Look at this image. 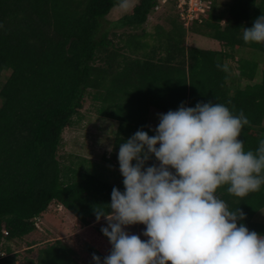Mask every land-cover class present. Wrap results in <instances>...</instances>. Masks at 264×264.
Listing matches in <instances>:
<instances>
[{
    "label": "trees",
    "instance_id": "1",
    "mask_svg": "<svg viewBox=\"0 0 264 264\" xmlns=\"http://www.w3.org/2000/svg\"><path fill=\"white\" fill-rule=\"evenodd\" d=\"M117 3L0 0V77L10 72L0 90L2 264H17L4 241L21 240L37 231L36 219L53 202L89 228L94 239L109 243L101 227L91 224L97 221L94 207L105 205L107 211L112 188L118 186L108 173L101 176L62 166L59 159L63 132L80 116L88 90H94V98L103 103L100 112L108 111L121 122L131 121L137 129L144 126L151 106L167 112L181 103L194 107L197 102L211 101L226 104L235 114L242 110L248 117L249 123L238 137L245 150L255 151L264 139V61L261 81L250 84L259 68L256 58L262 56L259 53L264 55V42L243 40V27H251L264 13V0H232L222 12L214 4L209 19L191 24L188 30L218 42L224 50L186 47L188 30L176 10L175 16L167 19L169 29L159 25L154 35L144 32L122 37L124 46L118 47L108 32H102L103 21ZM156 4L157 0H140L115 27L142 28ZM150 36L153 43L144 41ZM126 49L138 58L126 56ZM238 49L253 50L255 58L238 59L237 77L230 73L227 60L235 59ZM157 51L165 55L155 60ZM243 80L247 84L242 85ZM126 92L131 95L124 97ZM114 158L105 156L103 162L115 170ZM146 163L158 162L152 157ZM217 195L230 210L240 208L245 213L243 222L250 230L264 234V222L255 220L264 209V184L244 197L228 193L223 185ZM90 251L103 258L96 249ZM28 263L80 264L74 250L61 240L40 249L37 260Z\"/></svg>",
    "mask_w": 264,
    "mask_h": 264
},
{
    "label": "clouds",
    "instance_id": "2",
    "mask_svg": "<svg viewBox=\"0 0 264 264\" xmlns=\"http://www.w3.org/2000/svg\"><path fill=\"white\" fill-rule=\"evenodd\" d=\"M117 6L127 11L131 0ZM243 40L264 42V13L243 27ZM158 120L153 135L139 128L119 144L124 189L112 188L107 211L94 207L111 248L93 253V264H264V234L217 195L223 185L244 197L264 184V139L253 151L238 138L248 117L208 101L181 103ZM152 157L158 163L147 164ZM136 224L146 239L126 230Z\"/></svg>",
    "mask_w": 264,
    "mask_h": 264
},
{
    "label": "rangeland",
    "instance_id": "3",
    "mask_svg": "<svg viewBox=\"0 0 264 264\" xmlns=\"http://www.w3.org/2000/svg\"><path fill=\"white\" fill-rule=\"evenodd\" d=\"M139 1L140 0H131L132 6L127 11L121 10L118 6L114 7L110 14L106 17V20L103 21L102 32H108V38L111 39L118 47H122L124 44V42L121 41L122 37H128L133 34H143L144 32L149 35H154L157 26L160 25L166 29H169L171 26L167 19L175 16V0H168L165 4H161L160 9L156 12L154 11L150 15L151 17H149L148 22L142 28L137 30H133L131 28L117 29L115 27V23L126 16ZM231 2L232 0H214V4L218 12L226 11ZM222 23L224 24L223 21ZM186 35V47L224 50L218 42L210 40V38L199 33H194L191 30H188ZM147 38H150L146 39L150 43L154 42L153 37L150 36ZM148 52L149 51H146L144 53L148 56ZM160 52L165 55V52L163 51H157L155 55H158ZM259 54L262 56H258L256 58L259 63L257 75L255 80L250 82V84L259 83L261 81L264 55L261 53ZM234 55L235 59L227 60V66L229 67L230 73H232L233 76L238 77V59H253L255 56L253 50L251 49L235 50ZM98 65L103 64L98 62ZM9 74L10 72H4L0 77V90L9 77ZM245 84H247V81L243 80L242 85ZM123 95L125 97V95L129 96L131 94L126 92ZM122 100L125 102L124 99ZM1 105L2 99L0 97V107ZM102 106L103 103L94 98V90H88L85 96L84 107L80 113L81 117L79 115L75 116L71 127L66 128L63 132L59 158L63 164L70 165L73 168H78L92 174L107 175L108 173L109 180L118 187L124 189L122 182L123 177L119 171L118 161L116 160V162H114V170L107 162H103V155L105 154V157L107 154L112 155L114 152H117L119 150V147L116 146L117 142L120 144L124 141V139L132 136V134L137 130V127H135V123H131V121H119L117 127L114 122L116 119L110 117L108 111H99ZM165 112V110L158 109L156 107L151 108L144 126L140 125L138 128H143L149 135H153V130L159 122L158 114ZM98 117L104 118L105 120L102 122V120ZM104 123H107L108 125ZM76 127H81V129L77 132L75 129ZM121 128L123 130H121ZM120 140L122 141L120 142ZM93 141H95L97 145H100V147L98 146L100 149L95 147V143L94 145L91 144ZM79 160L80 163L77 165L76 162L78 163ZM104 178L107 180L106 177ZM55 209L58 211L56 210L54 213ZM69 212L63 206L58 207V205L53 204L52 209L48 210L44 213L45 215L43 214L40 217V226L37 231L21 240L4 241V248L10 249L11 254L9 255H14L15 257L14 262L16 263V261H19L20 264H29L28 260H37L39 250L49 244L55 243L57 240H61L64 244L74 250L80 264H93L92 253L90 251L91 248L99 251L102 257L107 255L111 248L110 243L104 240L94 239L92 231L83 226L78 219L71 212ZM52 213L59 215H56L57 217L55 218ZM58 219L61 220L58 221ZM255 220L258 222H264V209L256 215ZM106 223L107 221L105 219H101L91 225L92 227H101ZM144 227L145 226L143 224H136L128 226L126 230L140 234L141 239H146V237L142 235ZM2 263L3 262L0 261V264Z\"/></svg>",
    "mask_w": 264,
    "mask_h": 264
},
{
    "label": "built area",
    "instance_id": "4",
    "mask_svg": "<svg viewBox=\"0 0 264 264\" xmlns=\"http://www.w3.org/2000/svg\"><path fill=\"white\" fill-rule=\"evenodd\" d=\"M168 0H157V4L154 7V11H158L161 4H165ZM175 10L183 22L184 27L188 30L192 23H202L205 19H209V16L213 12L214 0H175ZM58 207H62L58 205ZM39 220L36 219V227L38 229ZM3 233L8 236V231L4 228ZM2 257L6 256L5 253L1 254Z\"/></svg>",
    "mask_w": 264,
    "mask_h": 264
},
{
    "label": "crops",
    "instance_id": "5",
    "mask_svg": "<svg viewBox=\"0 0 264 264\" xmlns=\"http://www.w3.org/2000/svg\"><path fill=\"white\" fill-rule=\"evenodd\" d=\"M131 12V11H130ZM129 12V13H130ZM128 13V14H129ZM149 17H151V16H149ZM148 20H149V18H148ZM146 39H150V38H145L144 39V41L146 40ZM146 41H148V40H146ZM123 46H124V44H123ZM212 50H215V49H212ZM219 50H221V49H219ZM123 53H125V55L126 56H130V57H132L133 59H137L138 58V55H136V54H132L131 52H130V50L129 49H126V50H124L123 51ZM162 56H164V53H162V52H160L158 55H155V60H157L158 58H160V57H162ZM151 108H154V106H151L149 109H148V113L150 112V109ZM80 117H81V114H80ZM147 117H148V114H147ZM99 119H101L102 120V122H103V120H105L104 118H101V117H98ZM118 120H115L114 122H115V124H116V126L119 124V121L117 122ZM77 123V122H76ZM75 124V123H74ZM104 124H106V125H108L107 123H104ZM92 126V125H91ZM82 127H83V125H82ZM118 127V126H117ZM76 130H77V132L81 129V127H76L75 128ZM130 137V136H129ZM91 143V142H90ZM94 143H95V147H97L98 149H100L99 147H100V145H97L96 144V142L95 141H93L91 144L92 145H94ZM99 146V147H98ZM102 150V149H101ZM115 156H114V155ZM112 155L111 154H107L106 155V158H110V157H112V158H114V157H117V154H118V151L117 152H114ZM105 155V154H104ZM104 155H103V157H104ZM111 155V156H110ZM114 156V157H113ZM60 159V158H59ZM118 161V160H117ZM114 162H116V159L114 158ZM79 163H80V160L78 161V163L76 162V164L77 165H79ZM63 164V163H62ZM62 166H68V167H72V166H70V165H67V164H63ZM73 168V167H72ZM75 169H77V168H75ZM116 169H118V168H116ZM69 174L71 173V171H69L68 172ZM53 204H56V205H58V203H56V202H53L50 206H49V209L48 210H51L52 209V206H53ZM65 208V207H64ZM66 209V208H65ZM56 210L57 209H55L54 210V213L56 212ZM67 210V209H66ZM58 211V210H57ZM60 211V210H59ZM68 211V210H67ZM63 212V211H62ZM61 212V213H62ZM69 212V211H68ZM54 213H52L53 214V216H55V218L57 217L56 215H59V214H54ZM70 213V212H69ZM45 215V214H44ZM52 216V217H53ZM61 219H58V221H60ZM16 263H18V264H20L19 263V261H17Z\"/></svg>",
    "mask_w": 264,
    "mask_h": 264
}]
</instances>
